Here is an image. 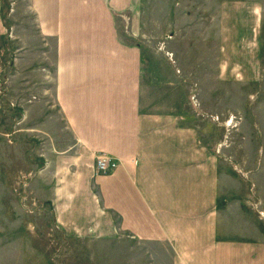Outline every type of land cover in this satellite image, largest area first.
Returning <instances> with one entry per match:
<instances>
[{
  "label": "rangeland",
  "instance_id": "1",
  "mask_svg": "<svg viewBox=\"0 0 264 264\" xmlns=\"http://www.w3.org/2000/svg\"><path fill=\"white\" fill-rule=\"evenodd\" d=\"M38 4L0 0V264H174L97 209L98 173L53 104L56 40ZM113 13L120 39L144 51L148 108L191 109L188 126L224 155L214 211L250 235L253 213L264 215V0H131Z\"/></svg>",
  "mask_w": 264,
  "mask_h": 264
},
{
  "label": "crops",
  "instance_id": "2",
  "mask_svg": "<svg viewBox=\"0 0 264 264\" xmlns=\"http://www.w3.org/2000/svg\"><path fill=\"white\" fill-rule=\"evenodd\" d=\"M130 1L38 0L39 25L56 40L53 104L73 153L93 171L98 153L119 160L93 178L97 209L117 215L120 232L169 248L174 264H264V215L253 213L249 235L238 230V217L226 221L214 211L224 200V155L188 126L191 109L148 108L144 51L120 39L113 13Z\"/></svg>",
  "mask_w": 264,
  "mask_h": 264
},
{
  "label": "built area",
  "instance_id": "3",
  "mask_svg": "<svg viewBox=\"0 0 264 264\" xmlns=\"http://www.w3.org/2000/svg\"><path fill=\"white\" fill-rule=\"evenodd\" d=\"M119 160L109 153L101 152L95 158L94 172H107L117 167Z\"/></svg>",
  "mask_w": 264,
  "mask_h": 264
},
{
  "label": "bare ground",
  "instance_id": "4",
  "mask_svg": "<svg viewBox=\"0 0 264 264\" xmlns=\"http://www.w3.org/2000/svg\"><path fill=\"white\" fill-rule=\"evenodd\" d=\"M192 101H193V99H192Z\"/></svg>",
  "mask_w": 264,
  "mask_h": 264
}]
</instances>
